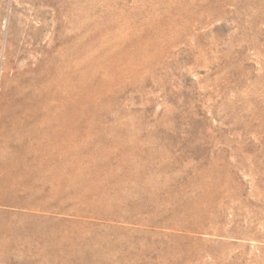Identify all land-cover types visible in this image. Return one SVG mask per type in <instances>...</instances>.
<instances>
[{
	"label": "rangeland",
	"instance_id": "rangeland-1",
	"mask_svg": "<svg viewBox=\"0 0 264 264\" xmlns=\"http://www.w3.org/2000/svg\"><path fill=\"white\" fill-rule=\"evenodd\" d=\"M0 264H264V0H0Z\"/></svg>",
	"mask_w": 264,
	"mask_h": 264
}]
</instances>
